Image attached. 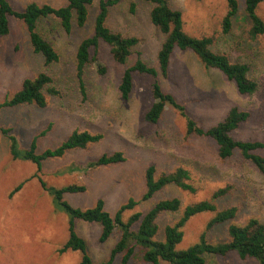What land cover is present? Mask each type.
Segmentation results:
<instances>
[{
    "label": "rangeland",
    "instance_id": "1",
    "mask_svg": "<svg viewBox=\"0 0 264 264\" xmlns=\"http://www.w3.org/2000/svg\"><path fill=\"white\" fill-rule=\"evenodd\" d=\"M12 10L22 13L30 3L66 6L65 0H6ZM181 13L183 31L192 37L213 39L212 51L226 54L231 62L246 64L248 77L257 84L251 96L239 95L233 83L225 80L217 70L205 69L190 51L175 50L168 78L158 75L133 76V88L127 101L121 100L118 85L123 70L133 64L137 55L150 66L156 65V54L163 36L150 24V5L136 0L134 14L127 1L109 11L107 25L113 32L136 36L140 44L125 65L114 61L109 47L101 44L97 61L84 73V95L75 73V54L82 39L92 33L96 2L89 7L84 28L73 26L65 33L52 19L38 24V31L49 41L59 60L45 66L43 59L32 52L27 29L21 20L9 17L10 32L0 37V104L21 88L25 79H34L40 73L48 74L58 95L45 93L46 107L20 106L0 108V128L10 129L21 150L29 147L33 137L50 129L37 141V153L58 147L74 130L101 134L102 140L85 150H74L62 158L49 159L37 167L28 161L10 156L7 136L0 133V264H78V251L59 250L68 238V216L59 209L47 188L61 189L70 185L83 186L82 193L63 194L62 200L82 210L104 202V211L111 216L128 200L138 205L126 212L146 213L158 201L179 198L181 210L163 214L158 219L159 239L165 226L175 223L182 209L193 203L210 200L213 193L225 187L230 192L216 200L218 210L236 207V217L216 225L207 232L209 243L228 240L231 224L242 226L249 219L264 224V175L252 164L242 161L238 154L226 161L217 157L216 145L207 138L187 135L184 119L177 111L166 107L155 126L144 121V114L152 104L151 86L157 81L165 93L184 105L187 114L203 128L221 122L231 107L250 114L247 122L232 134L236 140L258 141L264 144V34L251 39L250 23L243 3L233 19L229 34L222 33V20L227 12L226 0H166ZM257 14L264 21V1ZM105 68L100 75L98 68ZM121 152L124 161L115 165L85 169L103 154ZM264 156V149L260 151ZM154 166L155 176L183 167L190 172L195 193L190 194L168 186L148 201H141L145 193V172ZM214 213H202L190 218L184 225L183 239L177 246L184 250L198 242ZM76 233L86 243L87 254L93 264H105L118 240L115 232L107 242L100 244V226L76 223ZM127 264H147L139 252ZM205 264H257L240 260L234 253L221 256L205 255ZM122 255L112 264H121ZM161 264H167L161 262Z\"/></svg>",
    "mask_w": 264,
    "mask_h": 264
},
{
    "label": "trees",
    "instance_id": "2",
    "mask_svg": "<svg viewBox=\"0 0 264 264\" xmlns=\"http://www.w3.org/2000/svg\"><path fill=\"white\" fill-rule=\"evenodd\" d=\"M66 6L53 8L49 5L30 3L22 13L12 10L6 0H0V37L7 36L10 32L9 17L21 20L28 33L32 52L39 55L45 66L55 64L59 60L58 53L53 45L47 41L38 31V24L43 20H55L65 33H70L73 26L84 28L87 23L89 7L96 2L97 11L94 17L92 33L82 39L75 54V73L81 93L84 95L83 77L86 68L97 61L101 44L109 47L115 62L125 65L134 49L139 46L140 40L136 36L123 35L113 32L107 25V19L111 8L122 1L129 3V11L135 13L136 0H65ZM150 5L148 18L150 24L163 36V41L156 54V65L150 66L137 55L136 60L126 67L118 85V93L123 101H127L133 88V76L147 75L156 79L158 75L167 79L172 55L175 50L192 52L205 69L219 71L226 81L233 83L239 95L251 96L257 90V84L248 77L249 68L246 64L231 62L224 53L212 51L213 39L210 37L196 38L187 35L183 31L181 13L172 9L166 0H139ZM199 1V0H195ZM243 3L245 15L250 23L248 34L251 39L264 34V21L257 14L260 3L264 0H226L227 12L222 20V33L229 34L232 22L238 13L239 2ZM100 75L105 73V68H98ZM51 77L46 73H40L34 79H25L21 88L11 98L6 99L0 108H13L20 106H36L40 109L46 107L44 91L50 96L58 95L54 88H50ZM152 104L144 114V121L152 126L159 123L166 107L174 109L184 119L187 135L211 140L217 149V157L226 161L238 154L242 161L252 164L264 175V156L260 151L264 144L258 141L236 140L232 134L242 124L248 121L250 114L234 106L229 109L225 118L210 128H203L190 117L184 105L168 93H165L160 84L154 81L151 86ZM50 129L49 127L37 136L33 137L29 147L21 150L17 139L11 134L10 129L0 128V133L7 136L9 141L10 156L14 160L33 163L37 170L42 168L43 162L49 159L62 158L66 153L74 150H85L88 146L99 143L103 136L91 134L85 131H72L67 138L56 148L46 149L40 154L36 151L37 141ZM125 159L121 152L103 154L96 161L85 166L87 170L98 167L115 165ZM42 187L47 190L55 201L56 206L68 216V238L59 250L60 254L67 251H78L81 259L78 264H93L87 254L85 241L76 233V223L85 222L100 226L99 243L103 244L119 233L118 240L111 250L105 264H112L116 257L122 255L121 264H127L137 250L140 258L147 264H205V255L221 256L234 253L240 260H253L257 264H264V224L257 219H249L244 225L228 226V240L223 243L212 244L206 239L207 232L216 225L224 224L236 217L237 208L232 206L218 210L216 200L225 197L230 188L225 187L215 191L210 200L200 201L185 206L180 218L173 224L164 227L162 238L159 239L158 219L163 214H174L181 210L179 198L173 197L158 201L146 213L135 212L124 219L126 212L132 211L138 202L130 199L122 205L114 215L104 211V202L98 200L94 207L89 209L73 208L62 200L63 194L82 193L83 186L70 185L61 189ZM168 186H174L186 193H195L191 184L190 172L178 167L174 171L155 176L154 166H149L145 172V193L141 201L150 200L155 194L163 191ZM202 213H214L208 221L205 230L200 234L198 242L184 250H178L177 246L183 239V227L186 222Z\"/></svg>",
    "mask_w": 264,
    "mask_h": 264
}]
</instances>
